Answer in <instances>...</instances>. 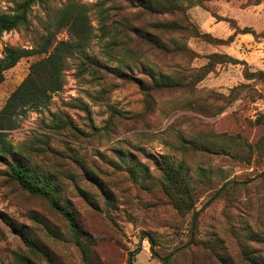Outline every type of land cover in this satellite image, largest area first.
<instances>
[{
	"label": "rangeland",
	"instance_id": "obj_1",
	"mask_svg": "<svg viewBox=\"0 0 264 264\" xmlns=\"http://www.w3.org/2000/svg\"><path fill=\"white\" fill-rule=\"evenodd\" d=\"M22 1L0 0V12ZM70 1L90 7V46L69 58L62 90L21 117L9 139L53 181L54 201L73 215L89 253L61 212L0 161V264H127L132 254L134 264H264V76L248 77L264 73V0H177L179 10L157 13L143 0H51L0 34V59L6 46L35 47L47 12ZM101 1L104 18L93 7ZM213 54L240 63L217 64ZM42 57L6 72L0 110ZM169 75L176 86L156 85ZM180 165L194 203L183 213L163 177Z\"/></svg>",
	"mask_w": 264,
	"mask_h": 264
},
{
	"label": "trees",
	"instance_id": "obj_2",
	"mask_svg": "<svg viewBox=\"0 0 264 264\" xmlns=\"http://www.w3.org/2000/svg\"><path fill=\"white\" fill-rule=\"evenodd\" d=\"M50 1L23 0L17 5L14 13L0 12V34L26 26L33 6L38 4L49 6ZM104 5L105 2L101 1L93 6L99 9L103 18L107 15V9ZM167 5L169 12L182 8L177 0H143L141 3V7L151 13L163 11L164 8L167 11ZM47 13L48 16L44 20L45 33L35 47L6 46L3 51V57L0 59L1 85L5 80L6 72L14 68L22 59L43 56L30 66L29 74L25 80L15 89L0 110V161L5 162L9 166L12 178L17 184L31 194L47 199L56 210L61 212L68 221L71 231L79 243V247L86 255L89 253V247L80 243L81 230L79 225L73 215L58 206L54 201L56 188L53 181L41 175L36 169L31 168L22 156L23 152L14 146L9 139V131L18 126L21 117L26 116L29 110H37L48 105L53 96L62 90L65 84L64 72L68 67L69 58L87 49L93 39V26L89 6L70 1L60 11L51 12L49 10ZM169 29L179 31L182 27L177 23H169ZM65 31H68L69 39L59 40V35ZM236 33L238 34V32ZM241 33L255 34V31L251 28H246ZM209 35L205 34L203 36L215 41ZM118 43L117 37H114L113 44L118 45ZM160 44L158 40L154 43L157 48L163 49L164 47ZM174 47L176 46L174 45ZM176 48H173L174 51H176ZM210 58L211 62L217 64L225 62L240 63L239 60L227 55L213 54ZM82 60L84 63L86 56ZM211 71L205 70L201 80ZM253 75L263 77L264 73L249 74L248 77ZM166 81H169V87L177 85L175 79L170 75L169 77L160 76L156 78V85L158 87L167 85ZM163 177L165 179V191L171 197L174 208L182 213L184 210H193V190L188 185L189 181L183 174V166H170L163 171ZM127 264H134V254L131 255Z\"/></svg>",
	"mask_w": 264,
	"mask_h": 264
}]
</instances>
